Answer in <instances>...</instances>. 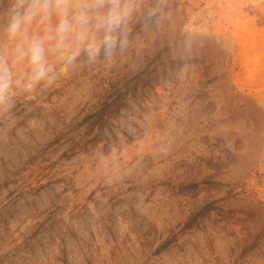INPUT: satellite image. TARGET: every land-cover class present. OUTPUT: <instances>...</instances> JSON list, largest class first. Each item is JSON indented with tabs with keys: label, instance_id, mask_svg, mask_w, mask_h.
<instances>
[{
	"label": "rangeland",
	"instance_id": "1",
	"mask_svg": "<svg viewBox=\"0 0 264 264\" xmlns=\"http://www.w3.org/2000/svg\"><path fill=\"white\" fill-rule=\"evenodd\" d=\"M49 59L0 108V264H264V0H139L123 47Z\"/></svg>",
	"mask_w": 264,
	"mask_h": 264
},
{
	"label": "clouds",
	"instance_id": "2",
	"mask_svg": "<svg viewBox=\"0 0 264 264\" xmlns=\"http://www.w3.org/2000/svg\"><path fill=\"white\" fill-rule=\"evenodd\" d=\"M138 10L139 0H11L3 31L13 47L0 50V108L10 107L18 91L56 79L50 56L63 72L81 52L94 59L123 47ZM20 66L23 73L14 71Z\"/></svg>",
	"mask_w": 264,
	"mask_h": 264
},
{
	"label": "trees",
	"instance_id": "3",
	"mask_svg": "<svg viewBox=\"0 0 264 264\" xmlns=\"http://www.w3.org/2000/svg\"><path fill=\"white\" fill-rule=\"evenodd\" d=\"M118 87H119L118 82H115V83H113V84L111 85V89H112L113 91L118 90ZM112 95H113V94L110 92V93L107 95V98L111 97ZM108 105H109V102H108L107 99H105V101L101 104V107H100L99 109H97L96 111H94V112L91 113V114L86 115V116L82 119L81 122H82V123H87V122H89V124H88L89 127L92 126V125L98 120V118L101 117L102 112H103L105 106H108ZM195 221H196V220H195V217H194V216L191 217V218H189V219L185 222V224H184V228L187 229V228H190V227L194 226V225H195ZM169 243H170V242L167 241V242H165V243L163 244V246H167Z\"/></svg>",
	"mask_w": 264,
	"mask_h": 264
}]
</instances>
